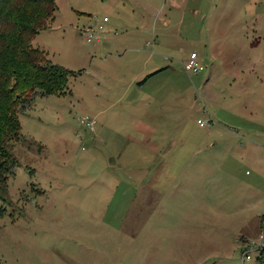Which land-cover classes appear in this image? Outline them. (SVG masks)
I'll return each instance as SVG.
<instances>
[{
    "label": "rangeland",
    "instance_id": "374dc122",
    "mask_svg": "<svg viewBox=\"0 0 264 264\" xmlns=\"http://www.w3.org/2000/svg\"><path fill=\"white\" fill-rule=\"evenodd\" d=\"M55 3L32 45L74 74L19 117L0 264H240L264 213V0Z\"/></svg>",
    "mask_w": 264,
    "mask_h": 264
},
{
    "label": "trees",
    "instance_id": "16d2710c",
    "mask_svg": "<svg viewBox=\"0 0 264 264\" xmlns=\"http://www.w3.org/2000/svg\"><path fill=\"white\" fill-rule=\"evenodd\" d=\"M55 11V0H0V199L3 201L16 163L11 145L22 136L20 115L38 97L65 94L68 78L74 74L53 64L42 50L32 45V39L54 20ZM161 70L164 68L150 73L139 84ZM263 256L264 251L258 258Z\"/></svg>",
    "mask_w": 264,
    "mask_h": 264
},
{
    "label": "built area",
    "instance_id": "2783aa9c",
    "mask_svg": "<svg viewBox=\"0 0 264 264\" xmlns=\"http://www.w3.org/2000/svg\"><path fill=\"white\" fill-rule=\"evenodd\" d=\"M103 21H107V18L104 17ZM98 28H102V25H98ZM87 41L92 40V31H87ZM185 69L189 73H200L204 70V65L199 60V55L197 52H191L188 58L187 64L185 65ZM200 126H206L207 123L203 122L202 120L197 121ZM81 125H85L93 129L94 120H90L89 118H83L80 120ZM264 251V213L261 217V228L258 235L246 242L244 246L241 248V255H240V264H244L245 261L250 259V254L257 256Z\"/></svg>",
    "mask_w": 264,
    "mask_h": 264
},
{
    "label": "crops",
    "instance_id": "0c3cea01",
    "mask_svg": "<svg viewBox=\"0 0 264 264\" xmlns=\"http://www.w3.org/2000/svg\"><path fill=\"white\" fill-rule=\"evenodd\" d=\"M139 16V15H138ZM140 17H141V15H140ZM141 18H139V22H140V24L135 28V34L134 33H132V32H129V34H127V36H129L130 38H132L131 40H132V42L133 43H131V45H128L127 43H122V44H115L116 46H114V48H123L124 47V49H129V51H131V49H138V46H137V44H138V41L140 40L141 41V43L144 41V37H145V33H144V30H145V25L141 22ZM108 21H109V19H108ZM151 31H152V33H155L154 35H156V29L155 28H152L151 29ZM157 36V35H156ZM135 41H136V45H135ZM151 42L152 43H155V38H151V40H150V42L147 40L146 41V44H151ZM137 52H138V50H136ZM214 57H215V55H214ZM214 57H212V59H214ZM151 59H155L154 57H150ZM155 65L156 64V62L155 61H148L147 62V64L146 65ZM145 65V66H146ZM155 67V66H154ZM153 69V68H152ZM159 70V69H158ZM157 71V70H156ZM153 72H155V71H153ZM153 72H145L144 74L146 75V73H147V75H149L150 73H153ZM146 75V76H147ZM141 85V84H140ZM261 217L262 216H260V219H261ZM252 224H248V220H246L243 224H242V226L240 227L241 229H240V232H239V234H238V238H237V241H238V243H237V245H238V247H239V249H240V245H242V243H246V242H248V241H250V238L252 237V234L251 233H253L254 232V227H252L251 226ZM251 226V227H250ZM260 228V227H259ZM248 234H250V236L248 235ZM258 234V233H257ZM245 239H247V240H245ZM241 243V244H240ZM244 245H242V247H243ZM241 247V248H242Z\"/></svg>",
    "mask_w": 264,
    "mask_h": 264
}]
</instances>
